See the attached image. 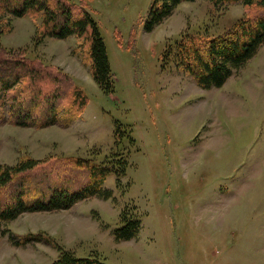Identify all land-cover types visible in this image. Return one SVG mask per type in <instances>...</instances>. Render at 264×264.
<instances>
[{"label":"rangeland","instance_id":"rangeland-1","mask_svg":"<svg viewBox=\"0 0 264 264\" xmlns=\"http://www.w3.org/2000/svg\"><path fill=\"white\" fill-rule=\"evenodd\" d=\"M71 1L86 5L98 24L114 93L95 82L84 41L43 38L42 14H4L0 49L7 58L40 61L74 81L88 104L73 121L21 125L11 120V101L4 103L0 166L67 157L102 164L116 154L129 166L120 186L115 175L106 179L110 199L28 212L4 226L10 233L0 232V264H52L62 249L108 264H264V45L222 88L200 87L174 56L164 63L184 34L222 35L258 8L183 2L146 32L153 0ZM117 123L126 136L116 135ZM125 211L143 227L119 241L114 231ZM30 236L49 241L15 243Z\"/></svg>","mask_w":264,"mask_h":264},{"label":"trees","instance_id":"trees-1","mask_svg":"<svg viewBox=\"0 0 264 264\" xmlns=\"http://www.w3.org/2000/svg\"><path fill=\"white\" fill-rule=\"evenodd\" d=\"M194 1L153 0L144 30L152 32L172 16L180 4ZM210 1L215 6L243 2L246 7H256L258 10L222 35L203 40L184 34L175 50L172 47L166 50L164 63L174 56L176 66L183 68L204 89L222 88L264 45V0ZM85 6L71 0H0V17L6 13L17 17L29 13L42 14L43 38L65 40L74 36L84 41L95 82L103 92L112 94L115 76L107 46L97 22ZM116 38L122 44L120 33L116 34ZM26 80L29 82L19 88ZM74 83L25 55L21 59L10 60L0 49V110L10 100L13 122L45 125L55 124L62 119L73 121L88 104L85 91ZM127 131L126 127L117 123L116 135L124 137ZM128 166V160L119 154L102 164L81 157H67L46 160L29 158L15 166H0V232L10 233L9 230L2 231L3 227L28 212L63 211L93 197L112 198L113 190L105 187V181L113 174L117 186H120ZM142 227L139 216L125 211L114 236L119 241H130L138 236ZM23 239L15 243L22 245L33 240L49 241L41 236ZM52 264L108 263L98 257H77L73 252L62 249Z\"/></svg>","mask_w":264,"mask_h":264}]
</instances>
